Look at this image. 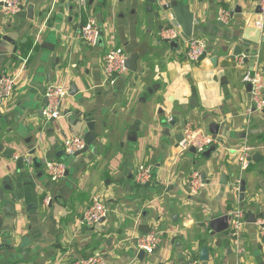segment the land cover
I'll return each instance as SVG.
<instances>
[{"label":"crops","instance_id":"0c3cea01","mask_svg":"<svg viewBox=\"0 0 264 264\" xmlns=\"http://www.w3.org/2000/svg\"><path fill=\"white\" fill-rule=\"evenodd\" d=\"M177 2L194 15L192 37L206 45L196 62L186 58L183 38L177 49L160 41L168 22L157 7L148 11L144 0H88L85 13L75 0H22L23 15L0 12V71L15 77L13 94L0 103V187L4 181L7 186L0 202V264H70L96 251L104 252L105 264H186L192 258L199 264H264V235L247 222L249 211L264 215V114L243 115L251 91L243 78L256 61L250 56L264 54V41L246 43L242 36L246 26L264 33V13L255 0H231L226 8L233 13L222 22L217 0ZM87 17L100 26L109 23L101 45L88 46L80 37ZM111 46L138 55L136 70L113 85L102 70ZM53 84H64L68 96L63 116L50 122L42 109ZM88 116L95 119L96 138L73 156L64 178L51 182L41 160H59L67 136L84 137ZM187 122L208 132L216 123L224 147L248 145L261 159L241 172L231 161L235 152L218 149L209 157L200 153L203 170L190 150L177 152L175 135ZM20 156L28 162L22 169ZM141 163L154 167L144 185L133 179ZM194 169L208 182L197 196L187 187ZM237 179L239 186L245 183L243 200L231 189ZM93 195L108 206V216L93 226L78 225ZM238 206L245 212L239 256L229 236L230 217L225 230L210 235L208 228L209 219ZM143 225L161 232L162 240L154 253L139 256L132 237ZM25 236L30 241L21 246ZM202 246L209 250L206 261L199 260Z\"/></svg>","mask_w":264,"mask_h":264},{"label":"built area","instance_id":"2783aa9c","mask_svg":"<svg viewBox=\"0 0 264 264\" xmlns=\"http://www.w3.org/2000/svg\"><path fill=\"white\" fill-rule=\"evenodd\" d=\"M231 0H217L218 3V19L226 21L233 13L227 10L226 5ZM257 6L260 8L261 13H264V0H255ZM76 5L80 12L85 13L88 7V0H75ZM22 0H0V12L6 16L18 14L22 10ZM262 27V24H259ZM258 27V26H257ZM259 28V27H258ZM102 35V26H100L95 18L87 17L84 24L81 26L80 37L91 47L97 46L98 39ZM180 28L172 24H168L159 32V39L163 42H170L171 40H179ZM186 58L189 61L196 62L199 60L203 52L206 50V45L203 40L198 37H190L186 40ZM240 61L243 57L240 56ZM255 63H253L252 73L244 76V81L251 84V91L249 97V107L245 110V115L253 112H260L264 114V65L260 61L259 53L255 55ZM127 54L122 47L111 46L104 54L102 60V70L104 74V81L113 85L116 79L128 71L125 63ZM15 84V77L4 70L0 71V103L4 99L13 94ZM229 87L233 88L232 81H229ZM68 96L67 87L64 84H53L47 87L45 92V101L42 109V115L49 121L63 116L64 109L63 103ZM181 139L176 143L178 153H183L190 148H194L195 152L200 154L211 145H215L214 153L218 149L224 151L235 152L232 156L233 162L237 163L239 170L242 172L250 164V156L252 148L248 145H243L238 148H228L222 145L219 137L215 134L208 132L202 126H196L192 123H185L180 129ZM63 153L67 156L73 155L83 150L86 146L85 138L77 133L67 136L62 143ZM44 174L51 182H56L64 178L68 173L67 165L59 160L45 159L43 160ZM153 166L151 164H138L133 175V179L137 184L144 185L151 182L153 178ZM206 182L197 169H194L189 176L187 187L188 193L191 196H197L206 186ZM231 189L238 192L239 180H235L231 184ZM1 202V197H0ZM109 213L108 206L101 201L97 195L91 197L89 205L80 214L77 222L81 226H93L99 223L102 219L106 218ZM230 228L229 236L234 246L235 253L239 256L243 252L242 245V229L245 224V212L241 207H235L229 213ZM256 226L259 228L261 234L264 235V215L256 218ZM162 240V233L156 229H149L148 232H137L132 237V242L137 251L143 250L146 254H152L160 246ZM2 244V235L0 232V246ZM70 264H105V254L102 251H96L87 258H79ZM186 264H199L197 259H189Z\"/></svg>","mask_w":264,"mask_h":264},{"label":"water","instance_id":"95a60500","mask_svg":"<svg viewBox=\"0 0 264 264\" xmlns=\"http://www.w3.org/2000/svg\"><path fill=\"white\" fill-rule=\"evenodd\" d=\"M91 1V0H89ZM147 3V10H153V7H157V14L162 17V20H166L168 24L172 25H177L180 28V35L184 40H188L190 37L193 35V24H194V15L193 13L189 10L188 6L186 3H178L177 0H171L169 3H164L162 0H144ZM260 11V8H258V12ZM239 12V11H238ZM20 14H24V12H19ZM18 13V14H19ZM243 39L245 40L246 43H259L260 41H264V33H262L261 29L254 26H246L243 30ZM102 36L99 37L97 45H101L102 42ZM4 39L11 41L10 38L7 36H4ZM14 43L13 41H11ZM48 43H46L47 45ZM46 45H44L46 47ZM170 47L172 49H177L178 48V41L177 40H171L170 41ZM247 52L249 51H257L255 49L250 50L249 48H245ZM238 53L241 52V49L238 47L237 48ZM206 55V52L204 51L203 54L199 59L204 58ZM137 53H132L129 56H127L126 59V67L128 70L135 71L137 68ZM247 60V57L245 58ZM250 65H253V62H250ZM251 84H249L248 88L250 89ZM74 89V86L70 88V95H73L74 92L72 91ZM54 119L49 120L50 122L53 121ZM81 120H84L81 119ZM77 121V120H76ZM87 131L84 133V137L86 139V146L83 150L80 152L76 153L75 156L84 153L87 151L89 148V144L93 142V140L96 138L97 133L95 132V119L91 116H88L84 120ZM218 127L219 125L216 123H212L209 126V130L211 133L217 134L218 132ZM181 132H178L175 135V138L179 141L181 139ZM216 148L215 145L209 146L206 150L202 152V155L205 157H209ZM191 152H195L194 148H190ZM23 156H20L17 158V166L19 169H22L24 165L28 164L26 160H24ZM250 159L257 162L261 159V154L260 152H256L255 154H252L250 156ZM204 176V174H203ZM224 175H222L223 178ZM3 187H7L5 184V181L2 185V188L0 187V197L3 196ZM244 190H245V183L243 180L240 181V186L238 189L237 194L239 195V199L243 200L244 197ZM229 214H224L212 219H209V233L210 235H214L215 232H221L225 230L228 227V219H229ZM102 221V220H101ZM256 221L255 214L252 211H249L247 213V222L249 223H254ZM0 226H1V220H0ZM141 232L146 233L149 231L146 225L141 226L140 228ZM228 232H225L227 234ZM30 239L25 236L22 239L21 246H25L29 243ZM201 243H204V240H201ZM139 256L144 254L143 250H139ZM209 259V250L207 246H202L199 251V260L201 261H206Z\"/></svg>","mask_w":264,"mask_h":264},{"label":"rangeland","instance_id":"374dc122","mask_svg":"<svg viewBox=\"0 0 264 264\" xmlns=\"http://www.w3.org/2000/svg\"><path fill=\"white\" fill-rule=\"evenodd\" d=\"M105 31H107V33H110V25H109V23H107L105 26H102V33L104 32V34H105ZM254 57H255V55L254 54H252L251 56H250V58H252V59H254ZM260 60H263V62H264V54H262V56L260 55ZM252 135H250V137H251ZM250 140V139H249ZM222 141V140H221ZM251 141V140H250ZM189 154L190 155H192V156H196L197 158H198V165L197 166H201V167H203V162L206 160L204 157H202L201 156V154H198V153H191V152H189ZM60 155V156H59ZM59 155H58V159L61 161V162H63V163H65L67 166H70V162H71V160H72V158H73V155H70V156H67V155H65L64 153H62V154H60L59 153ZM41 164H42V167L44 166V162H43V160H41ZM255 164L253 163L252 164V167L254 166ZM197 166H195L196 168H199V167H197ZM237 166H238V164H237ZM239 167V166H238ZM200 169V168H199ZM203 170H206L204 167H203ZM245 171V170H244ZM243 172V171H242ZM242 207H244V206H242ZM68 264V263H67Z\"/></svg>","mask_w":264,"mask_h":264}]
</instances>
